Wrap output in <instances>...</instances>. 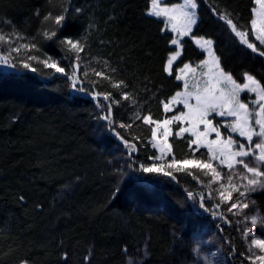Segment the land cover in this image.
Wrapping results in <instances>:
<instances>
[{"label":"trees","instance_id":"1","mask_svg":"<svg viewBox=\"0 0 264 264\" xmlns=\"http://www.w3.org/2000/svg\"><path fill=\"white\" fill-rule=\"evenodd\" d=\"M150 1L0 0V34L17 43H37L39 53L31 54L51 56L70 73L75 54L66 51L59 40L42 36L54 27L51 21H43L45 15L69 10L64 31L58 35L82 39L85 44L77 73L84 83L77 88L86 89H74L66 76L35 61L30 63L36 72L25 69L23 58L14 53L11 63L15 67L0 63V264L25 260L28 264H70L69 255L74 250L91 252L103 264H114L144 237L150 251L160 254L168 238L167 226H180L192 214L212 226L220 243L221 264H251L242 255V233L234 215L223 204L216 207L219 199L205 180L200 178L201 183L186 173L174 172L176 179H172L142 171L155 149L149 142L150 127L136 120L135 113L150 112L154 119H161L160 102L181 88V82L174 78L176 69L204 58V51L192 37H184L181 56L173 65V75H168L164 68L173 50L172 33L164 28L161 18L147 14ZM197 3L198 19L192 35L212 39L221 66L237 80L249 72L264 83V57L241 44L212 11L228 13L238 27L247 30L253 0ZM21 36L23 39H18ZM249 39L254 41L251 33ZM7 49V44H0V52ZM93 69L105 71L113 83L123 80L127 87L120 91L135 98V104L122 101L113 105V124L102 119L108 102L102 97L94 100L90 93L112 92L119 98L120 91L95 76ZM94 122L100 123L112 151L97 149L92 135ZM120 123L133 127L122 129ZM116 132L130 141L135 137L138 150L130 154ZM170 142L176 158L188 156L186 140L173 136ZM115 154L135 187L159 180L183 200L188 213L178 204L158 212L124 207L122 189L116 187L118 174L107 162ZM254 195L264 207V190Z\"/></svg>","mask_w":264,"mask_h":264},{"label":"snow or ice","instance_id":"2","mask_svg":"<svg viewBox=\"0 0 264 264\" xmlns=\"http://www.w3.org/2000/svg\"><path fill=\"white\" fill-rule=\"evenodd\" d=\"M253 3L255 6L251 9L252 18L247 30L238 27V22H234L228 13H221L216 9L212 11L239 38L241 44L246 45L253 53L264 57V50H261L256 43L264 46V0H253ZM197 8V0H182L181 3L171 5L167 3V0H151L148 8L149 16L164 18L167 22L166 30L176 34L170 40L172 45L182 48V38L192 36L194 42L207 55L195 67L185 63L178 69L174 78L182 82V90L176 91L174 95L160 102L164 118L154 119L150 112L144 115H141L139 111L135 113L136 120L150 127L149 142L160 153L153 155L150 159L165 161L142 165L141 168L145 173L162 174L172 179H176L174 172L186 173L201 183L204 181L200 180V176L194 174L191 169H196L197 172L210 177L206 186L218 185V188L214 190L219 196L216 207L226 204L228 212L242 217L241 223L249 222L251 225L241 230L242 237L248 240L246 253L242 255H245V259L251 264H264V233L257 236L254 231L258 223L264 225V219L256 215L249 216L244 211L249 208L250 203H255L254 200L249 201L250 194L264 190V83L247 72L242 74L243 82H238L232 73L226 72L221 66V60L213 50V41L192 35L193 26L197 24ZM69 15L67 8L55 16L51 13L45 15L43 21H51L54 27L43 31L42 36L49 41L59 40L66 51L75 54L70 73L51 56H45L42 59L39 55L31 54L39 53L37 43L12 44L10 37L3 34H0V44H7L8 49L6 52H0V63L15 67L16 65L11 63L13 53L19 57L23 49L27 53L26 59L21 61L23 68L36 72L37 68L30 63L35 61L46 69L66 76L74 89L80 92L86 91L84 87L77 88V85L84 83L77 73L80 71V54L84 52L85 44L82 39H74L71 36L61 38L58 35L64 31ZM250 33L254 36V41L249 39ZM180 56L181 51L177 50L167 59L164 70L169 76L173 75L174 62ZM112 71L115 72V69ZM93 72L95 76L109 81L111 87L118 91L127 87L123 80L113 83V78L105 71L93 69ZM84 76H87V72ZM92 83L97 82L92 81ZM90 94L94 100L102 97L108 102L106 115L102 119L109 124L114 123L111 119L113 105H120L122 101L136 103L133 95L127 91H120L119 98L114 97L112 92L93 90ZM118 127L131 129L133 125L120 123ZM222 129L227 132V135ZM116 136L130 154L138 150L137 143L133 142L136 140L135 137L133 141H130L119 132H116ZM173 136L179 140H186L190 154L188 157L176 158L170 142ZM201 148L206 149V152L201 157H197L196 153L200 152ZM224 169H227V173L223 172ZM225 177L227 183L222 182ZM192 195L189 193V196ZM23 199L24 197L21 196L20 200ZM226 222L231 223L227 219ZM124 251L127 252V249ZM64 258L67 259L66 254ZM88 259L89 257H85V260ZM21 264H28V261H22Z\"/></svg>","mask_w":264,"mask_h":264},{"label":"rangeland","instance_id":"3","mask_svg":"<svg viewBox=\"0 0 264 264\" xmlns=\"http://www.w3.org/2000/svg\"><path fill=\"white\" fill-rule=\"evenodd\" d=\"M181 2L182 0H167V3H169V5L173 3H181ZM150 4L151 1L149 3V7ZM161 19L164 23V28L166 29L165 26L167 22L164 18ZM197 19H198V15H197ZM167 31L171 32L170 30ZM175 36L176 34L172 33V38H174ZM196 37H203V36H196ZM204 38L210 39L206 37ZM10 42L12 44L17 43L14 40V38L10 39ZM170 45L173 47V50L169 53L168 58L174 51L177 50L181 51L182 49V48H178V46L172 45L171 43ZM195 45L201 49V47L198 46L196 43ZM26 55L27 53H25V51L22 49L19 58L22 57L23 58L22 60H24L26 59ZM206 55H207L206 52H204L203 59L206 58ZM16 58L18 57L16 56ZM201 60L195 63H191V62H186V63H190L195 67L200 63ZM180 67H183V65ZM180 67L176 69V72ZM238 82L242 83L243 80L240 81L238 80ZM179 90H182V82H181V88L178 89L177 91ZM169 115H171V113H169ZM162 118H164V116ZM92 131H93L92 134L93 142L95 145H97V149L99 148L101 151H106V152L112 151L111 148L108 147L106 144L107 142L103 135V131H101L100 123L94 122ZM222 131L225 130L222 129ZM225 135H227L226 131H225ZM205 152L206 149L201 148L200 152L196 153V156L201 157L202 154ZM159 154H160L159 151L155 149V155H159ZM189 155L190 154H188V156ZM118 158L119 155L115 154L107 162H108V166H110L118 174V175L116 174L118 176L116 180V187L117 190L122 189L121 190V194L123 197L122 205L124 207L135 206L137 208H143V209L146 208L147 210L158 212L164 209H168V206L171 204L173 205L178 204L182 212L186 214L188 213V207L186 206L183 207V202H182L183 200L180 197L177 198V195L159 180H157L156 182L144 181L139 183L141 187H135L134 182L130 181L129 178H127L125 173L126 171L121 168L123 166H121L122 163L119 161ZM168 159H171V157H168ZM150 161H151L150 164L165 162L163 160L154 161L152 159H150ZM191 171L194 174L200 176V178L205 180L206 182L210 179V177L203 175V173L197 172L196 169H191ZM223 172L227 173V169H224ZM222 182L227 183L226 177L225 180ZM236 182L240 183V181H236ZM210 187L215 197L219 199L218 193L214 191L216 188H218V185L213 184ZM257 192L250 194V196L248 197L249 201L254 200L255 203L254 204L250 203L249 208L245 209L244 211L249 216L256 215L259 218L264 219V207H261V205H259L257 203V200L255 199L254 194ZM223 205L227 209V205L226 204ZM234 217L241 230L245 226H251L249 222L241 223L240 221L242 220V217L236 215H234ZM166 229L168 231V238L166 239L163 251L160 252V254L159 253L153 254L150 251L148 247V241L144 237L139 239V241L133 246V248L129 250L127 253H125L122 260L116 261L114 262V264H218V263L221 264L222 257L220 252L219 240L217 239L212 226L208 224V222L203 218H200L195 214L187 215L180 226L176 224H170L167 226ZM254 231L256 232L257 236H260L262 233H264V225L258 223ZM241 244H242L243 252L246 253V249L248 247V240H245L243 237H241ZM69 256H70V261H69L70 264H103L102 262H100L98 257L93 255L91 252L85 253L84 251L74 250L71 252ZM85 257H89V259L85 260Z\"/></svg>","mask_w":264,"mask_h":264}]
</instances>
